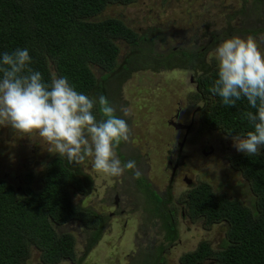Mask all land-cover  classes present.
Here are the masks:
<instances>
[{
    "label": "trees",
    "instance_id": "16d2710c",
    "mask_svg": "<svg viewBox=\"0 0 264 264\" xmlns=\"http://www.w3.org/2000/svg\"><path fill=\"white\" fill-rule=\"evenodd\" d=\"M133 1L0 0V52L27 47L33 56L31 67L41 71L46 80L53 74L67 76L78 91L105 98L120 91L138 70L197 69L195 102L204 125L228 136L249 130L247 121L241 119L246 101L227 107L208 91L215 78V63L206 58L211 47L196 45L193 51L157 54L154 45L164 40L152 30L143 33L116 16L97 19L110 5ZM122 42L129 47L124 62L119 60ZM148 48L151 54H145ZM140 51L145 66L137 64L135 57ZM95 67L101 70L99 77ZM96 115L101 118L99 110ZM228 162L249 183L255 201L248 205L217 194L206 182L188 190L186 207L192 217L204 216L209 224L226 222L229 243L214 249L203 241L180 256L182 264H203L207 259L213 264H264V149L251 156L233 154ZM23 176L27 184L20 192L8 178L0 177V264H27L33 247L40 250L42 263L53 264L73 253L74 242L73 235L58 232L55 224L95 218L91 207L73 200L76 194H89L94 179L80 165L69 164L60 156L39 174L28 170ZM37 176L41 177L40 187L32 184ZM146 184L147 190L142 192L148 199L146 208L159 212L164 220L167 201L149 181ZM164 227L171 229L168 222ZM176 237L175 233L166 235L171 241Z\"/></svg>",
    "mask_w": 264,
    "mask_h": 264
},
{
    "label": "rangeland",
    "instance_id": "374dc122",
    "mask_svg": "<svg viewBox=\"0 0 264 264\" xmlns=\"http://www.w3.org/2000/svg\"><path fill=\"white\" fill-rule=\"evenodd\" d=\"M243 2L244 0H134L128 5H110L97 19L116 16L143 33L147 31L150 33L152 30L164 40L154 45L157 54L179 49L193 51L195 44L199 46L208 44L209 41L204 38L205 32L212 34L216 31L218 35L224 33L230 16L234 15L233 12L237 11ZM257 11L258 14L264 13V3ZM234 18L237 21L243 20L241 15ZM246 27L233 26L231 35L244 36ZM258 44L261 47L264 45ZM121 48L119 60L124 62L129 47L122 42ZM214 49L207 53L208 60L212 58ZM151 50V48L146 49L145 54H151ZM135 58L137 64L146 65L147 62L143 60L141 51ZM95 71L99 77L100 68L95 67ZM198 78L197 69L190 68L162 69L159 72L152 69L138 70L123 83L120 91L111 92L106 97L117 113L122 114L123 107H127L130 111V116L126 119L131 127V138L127 142L120 143L121 154L118 147L116 151L122 161L135 160L142 175L137 178L132 170L126 169L119 177L108 176L92 168L91 158L83 164V170L94 177V190L88 196L76 194L73 197L75 202L102 208L99 205L101 201H109V199L112 201L114 196L119 194V200L128 202V208H132L129 209L130 214L121 217L116 215L108 221L103 235L105 240L100 258L101 264L107 262V264H154L155 262L182 264L180 256L183 249L194 247L195 243L203 239H208L214 248L223 242L228 230L226 222L209 224L203 219L192 221L186 217L182 219V225L188 228L186 233L180 234V241L175 245H165L167 254L164 256L165 261L162 262L161 259L159 262L156 261L158 255L150 256L148 251L155 248L153 246L155 243L163 244L165 229L154 225L151 230L149 229L153 217L145 209L148 199L142 193L147 190L146 178L162 195L166 189L172 190V198L178 200V211L182 209L185 195L191 188V185H187L183 180L185 175L191 177L193 183L204 181L212 183L214 190L219 194L225 193L228 197L239 199L245 204L251 205L255 201L249 183L239 170L230 166L228 162L229 156L239 153L234 147V136L213 129L206 131L200 121V114L194 111L196 104H191V97L195 93ZM178 111L179 117L174 119ZM100 114L102 119L101 111ZM194 116L196 118L193 120ZM169 120H171L170 124H168ZM174 120H179L187 126L193 122L192 131H189L191 141L180 144L183 140L181 136L178 139L180 143L177 142L174 136L179 132L173 128ZM185 128L187 129L184 127L183 132H186ZM179 144L184 150L179 154L183 155L186 166H182L174 182H170L172 171L167 162L172 157L175 159L179 157L177 153ZM204 146H207L206 151H210V146H214L213 154L204 155ZM49 147V144L35 133L26 138L25 135L18 134L9 124L0 123V177H6L19 189L22 188L27 184L23 169L31 168L39 174L45 167L44 162L55 154L48 150ZM34 149L36 153L33 155ZM41 182V177L37 176L32 184L40 187ZM134 208L138 210L132 211L136 210ZM132 216L136 226L144 220L145 229L149 230V238L141 231L137 239L130 234V231L125 233L126 227L124 228L123 224L126 220L128 224ZM70 225L75 229L78 227L77 223ZM64 228L65 226H59V230ZM140 250L144 251V255L141 253L135 256ZM158 251H161L160 247L154 253ZM97 257L92 256L87 264H96L93 261ZM40 262L39 252L34 249L28 264H40ZM203 264H213V262L207 259Z\"/></svg>",
    "mask_w": 264,
    "mask_h": 264
},
{
    "label": "clouds",
    "instance_id": "9594fccd",
    "mask_svg": "<svg viewBox=\"0 0 264 264\" xmlns=\"http://www.w3.org/2000/svg\"><path fill=\"white\" fill-rule=\"evenodd\" d=\"M212 59L215 78L208 91L227 107L247 103L241 119L250 127L233 137L234 147L249 156L257 154L264 149V48L251 35L233 34L217 44ZM32 62L27 47L0 52V123L28 136L37 134L50 152L69 164L91 158L92 168L105 175L119 177L129 169L139 178L142 171L136 161H122L116 151L131 138L129 109L123 107L117 114L103 95L78 91L67 76L53 74L46 80ZM97 110L102 119H97ZM198 219L206 221L204 216ZM34 249L40 257L33 247L27 264Z\"/></svg>",
    "mask_w": 264,
    "mask_h": 264
},
{
    "label": "flooded vegetation",
    "instance_id": "af4514ba",
    "mask_svg": "<svg viewBox=\"0 0 264 264\" xmlns=\"http://www.w3.org/2000/svg\"><path fill=\"white\" fill-rule=\"evenodd\" d=\"M263 3H264V0H251V1L250 0H244V2L240 5V7L237 9V11L233 12L234 15L230 16V19L227 23L226 30L224 33H222L220 35H218L216 31H213L212 34H209L206 32L204 33V38L209 41L208 44L203 45L204 48L205 47H211L212 49L215 48L217 46V44L222 39H224V38H226L232 34V31H233L232 27L233 26H238L240 28H242L243 26H245V27L247 26L243 32L244 36L251 35V36L256 38L258 43L264 44V13L258 14V11H257L260 8V5ZM255 11H257V13H255ZM240 15L243 18V20L237 21L234 17L240 16ZM242 22H244V23H242ZM195 46H196V44H195ZM262 48H264V45ZM210 50H208V52ZM163 54H165V53H163ZM167 69H173V68H167ZM191 78L193 80V76H191ZM197 88H198V81L196 79L195 91L197 90ZM106 97H108V94ZM191 104H196L194 111H195V113L200 114V110H198V111L196 110L197 103L195 102V93L191 97ZM179 113L180 112L178 111L174 115V119H178ZM117 114H120V113H117ZM199 117H200V121L203 124L206 131L211 130L212 128H207L204 125V122L202 121L201 116H199ZM195 118L196 117L194 116L193 120ZM170 121L171 120H169L168 124H170ZM174 121L175 122L172 121L175 124L174 125L172 123L174 126L173 128L177 129V131L179 132L178 134H176L174 136V138L177 139V142L180 143V141L178 139L181 138V136H182L183 140L180 144H183L184 142H187V141H191V136H190L189 131H192L191 129L193 127L192 126L193 122L190 126L189 125L187 126V125L183 124L182 122H180L179 120H174ZM172 124H171V127H172ZM184 127H187V129L185 128L186 132H183ZM213 130L224 133L217 128H214ZM17 132L20 135H25L26 138L29 137L28 134H26V133L20 132L18 130H17ZM121 144H119V145H121ZM180 144L178 145V150H177L178 154L182 153L184 151ZM119 145H118V150L120 153V146ZM204 148H205L204 155L210 156L213 154L214 146H210V151H208V150L206 151L207 146H204ZM35 153H36V149H34L33 155ZM42 157H44V156H42ZM56 157H59V155L54 154L48 161L44 162L45 166L53 158H56ZM122 157L124 158V156H122ZM184 163H185V161H184V157L182 154H179V157L176 159L172 157L171 159L168 160L167 164H168V166H170L169 168H171V171H172L170 182H174V178L176 177L177 172L181 169L182 166L183 167L186 166V164H184ZM83 164H80V167H81V170L83 172H85L83 170ZM175 167H176V169L174 170ZM23 170L24 171H28V170L34 171L31 168H29V169L26 168ZM179 173H180V171H179ZM88 175H89V173H88ZM91 178L94 179V177H92V176H91ZM186 179H191L192 180L191 183H188L186 181ZM183 180L187 185H191V188L195 187L198 184V183H193V179L191 177H189L188 175H185L183 177ZM146 181H149V180L146 178ZM207 184H209L212 187V189L214 190L212 183L207 182ZM93 190H94V188L91 190V192ZM18 191L20 192L21 188L20 189L18 188ZM214 191L217 194H219L218 191H216V190H214ZM91 192L89 194H91ZM89 194H87V195L80 194V195L88 196ZM159 194L161 196H163V198H164L163 200L167 201V207H166V214L167 215L165 216V219L163 220V218L162 219L160 218L159 212H157V211L152 212L151 209H148L146 207H145V209L153 217V218H151V221H150V226H149L150 230L152 229V225H154V227L157 226L160 229H161V227H164L166 222L170 223V225H171V229H165V227H164V229H165V240L162 242L163 244L155 243V244H153V246H155V248L153 250L148 251V254L150 256L158 255V256H156L157 257L156 261L159 262V260L161 259V261L163 262V261H165L164 256L167 255L165 245L166 244L167 245H175L177 243V241L178 242L180 241V234L183 232L186 233V231L188 229L182 225V219H185L186 217H188L189 219L194 221L199 217V214L195 213L197 215V217H192V215H191L192 212L190 210L186 209V207H185L187 205V202H188L187 198H184L183 207H182V209H180V211H178V206H177L178 200L176 198H172V190L170 188L166 189L164 191V195H162L161 193H159ZM222 194H225V193H222ZM229 198H232V197H229ZM75 203H79V202H75ZM127 204H128V202H124L121 199L119 200V194H118L116 197L114 196V200H112V201L110 199H109V201L108 200L107 201L104 200V202L101 201L99 203V205L102 208H97L96 206L90 204L92 210L95 212V218L91 222L83 221V220L80 222V219L76 218V220L66 221L65 223H62L60 225L55 224V227L57 228L58 232H60V233L65 232V233H69L70 235H73L74 236V238H73L74 242H73V246H72L73 253L71 255H67V257H64L63 259H60V260L54 262L53 264H73V263L74 264H87L88 261H90V258L92 256H98L97 258L94 259L93 263L101 264L100 258L102 256L103 241L105 240L103 235L105 233V229L108 226V221L111 219V217L116 216V215L121 217V215L130 214L131 211L129 209H132V208H128ZM82 206L85 208L90 207L89 205H83V204H82ZM134 209H136V210H132V211L138 210L137 208H134ZM132 218H133V216L128 221V224H127V220L125 221V224H123V227L124 228L126 227L125 233L130 231L131 232L130 234H132V236L134 235L135 238L137 239V235H139V232L141 231V232H143V234L147 238H149V235H148L149 230L145 229L144 220H142L141 223L138 226H136L137 224H134ZM193 218H195V219H193ZM72 223H77L78 227L76 229L72 228L70 225ZM59 226H61V227L65 226V228L62 230H59ZM170 233H175L177 235L176 239H174L173 241L168 240L166 238V235H168ZM203 241H205L207 244H209L211 248H214L208 239H203L200 242L195 243L194 247L192 246V247H189L187 249L186 248L183 249L182 255L186 252H189V251L195 249ZM225 243H229V238L227 236V232L225 233V238H224L223 242L214 249L221 248V246L225 245ZM159 247L161 248V251H158V253H154L155 250L158 249ZM141 253H143V255H144V251L140 250L135 256H138ZM160 256H162V257H160ZM43 264H45V263H43ZM154 264H157V262H155Z\"/></svg>",
    "mask_w": 264,
    "mask_h": 264
},
{
    "label": "water",
    "instance_id": "95a60500",
    "mask_svg": "<svg viewBox=\"0 0 264 264\" xmlns=\"http://www.w3.org/2000/svg\"><path fill=\"white\" fill-rule=\"evenodd\" d=\"M174 124V123H173ZM175 125V124H174ZM176 169V167L174 168V170ZM186 181L188 182V183H191V179H186Z\"/></svg>",
    "mask_w": 264,
    "mask_h": 264
}]
</instances>
